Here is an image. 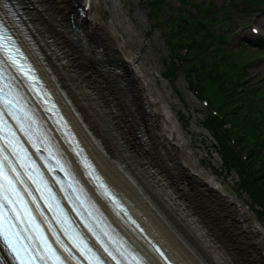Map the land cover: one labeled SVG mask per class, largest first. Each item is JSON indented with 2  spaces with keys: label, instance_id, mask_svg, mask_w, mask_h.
Here are the masks:
<instances>
[{
  "label": "bare ground",
  "instance_id": "bare-ground-1",
  "mask_svg": "<svg viewBox=\"0 0 264 264\" xmlns=\"http://www.w3.org/2000/svg\"><path fill=\"white\" fill-rule=\"evenodd\" d=\"M75 3L84 9L88 45L102 49L99 60L85 56L57 30L71 29L68 0H41L47 19L35 7L26 10L37 40L28 52L106 180L177 264H264V226L195 160L172 106L131 46L104 21L99 0ZM259 24L264 27V16ZM103 58L119 65V72L95 70L92 63ZM113 78L121 80L133 116L127 115ZM134 117L148 138L147 152L138 148ZM127 234L159 264L135 230Z\"/></svg>",
  "mask_w": 264,
  "mask_h": 264
},
{
  "label": "rangeland",
  "instance_id": "rangeland-1",
  "mask_svg": "<svg viewBox=\"0 0 264 264\" xmlns=\"http://www.w3.org/2000/svg\"><path fill=\"white\" fill-rule=\"evenodd\" d=\"M232 1L187 0L185 2L183 0H165L161 7L157 9L158 11L152 9L149 0H99V4L104 21L108 22L111 29L116 30L119 39L128 48L131 46L133 56L142 63L152 82L156 83L157 92L172 106L175 115L185 130L187 145L192 151L195 160L199 161L200 165L208 170L211 176L216 177L223 184L227 185L228 190L241 199L264 226V215L258 212L263 209V206L255 203L251 196L241 188L238 171L235 169L226 171V166L219 152L222 149L220 143L205 124L210 108L203 104V100L200 98L202 96L201 92L199 94L196 92L198 89L194 86L198 84V81L193 74L190 72L189 74L182 69L181 63L178 61L179 59H175L167 39L170 31L174 33L179 31L178 25L183 21L184 29L188 33H178L179 39L182 38L184 41L189 39L192 41L194 37L193 33L200 23H202L203 16L201 14L205 13L204 23L209 22V26L205 27H209L207 29L209 32L204 37L206 40L209 39L206 51L210 52L209 56L212 57L213 62L218 61V56L215 55L214 50L219 42H221L225 49L233 50L234 52L245 46L248 50L246 51L247 57L243 54L240 61L234 62L238 66L243 67L251 63L246 69L251 78L249 79V84L264 86V45L257 42L253 43L246 39L251 26L249 24L258 23L264 16V3L259 5L254 2L251 6H248V2L245 0L244 5L239 9L236 0ZM75 2L77 0H68L69 5L72 6V13L70 15V23L72 25L70 31L65 33L62 29L57 30L85 55L84 51L71 38L79 6V4L75 5ZM25 7L28 10L29 6L27 7V3H25ZM37 9V12H39V8ZM211 13L213 14L211 15ZM40 14L46 18L45 11H41ZM188 18L192 20H188ZM29 29L31 31L30 27ZM93 35L94 38L95 34ZM95 46L94 43H91L89 44V49L92 50L96 48ZM107 60L112 62L110 58ZM236 60L238 59L236 58ZM92 65H94L93 68L95 70L100 69L95 61ZM202 79L205 82L207 80L203 76ZM119 82L121 83V80ZM114 83L116 88L121 92L120 99L124 103L123 107L127 109V115L133 116L130 104L125 100L124 88H120L116 79H114ZM206 94L207 98L212 99L215 92L208 90ZM245 96L243 95V98L247 100ZM221 99L223 100L224 98L221 97ZM249 100L251 101L250 98ZM261 102L264 105V102L259 98L252 105ZM261 107L264 109V106ZM244 110H246V107H244ZM135 119L134 117L133 125L138 148L147 152L146 143L143 144L141 142L139 124ZM230 145L237 148V144L231 143ZM250 263L248 261L247 264Z\"/></svg>",
  "mask_w": 264,
  "mask_h": 264
},
{
  "label": "trees",
  "instance_id": "trees-1",
  "mask_svg": "<svg viewBox=\"0 0 264 264\" xmlns=\"http://www.w3.org/2000/svg\"><path fill=\"white\" fill-rule=\"evenodd\" d=\"M164 1L149 0V3L155 11L161 7ZM183 1L187 2V0ZM204 15L205 13L201 14L203 16L202 23L195 30L196 33H193L192 41L188 39L187 42L182 38L179 39L178 33H188L184 29L183 21L178 25L179 31L177 33L170 31L167 39L171 51L175 59H179L182 69L187 73L190 72L197 79L198 84L194 87L199 89L205 97H207L208 90L215 92L216 95L214 94L212 99L209 97L208 99L211 105L225 116V121L218 122L216 119L206 116L205 124L220 143L222 149L220 148L219 152L226 171L235 169L239 172L241 188L251 196L255 203L263 206V209L258 212L264 215V109L259 104L252 105L259 98L264 102V88L259 84H249L251 78L246 69L251 63L243 67L234 62L240 61L243 54L247 57L246 53L235 54L233 51L226 50L219 42L214 50L218 61L213 62L212 57L209 56L210 52L206 51L209 39L206 40L204 37L209 32L207 30L209 27H205L209 26V22L204 23ZM188 20L192 19L188 18ZM202 76L214 80L213 87L206 88ZM243 95H246L251 101L246 103ZM221 97L224 99L222 100ZM219 103L220 105H218ZM227 134L236 138L237 148L230 145ZM242 155H247L245 160Z\"/></svg>",
  "mask_w": 264,
  "mask_h": 264
},
{
  "label": "snow or ice",
  "instance_id": "snow-or-ice-1",
  "mask_svg": "<svg viewBox=\"0 0 264 264\" xmlns=\"http://www.w3.org/2000/svg\"><path fill=\"white\" fill-rule=\"evenodd\" d=\"M2 7L9 9V14L15 16L9 4L3 3ZM0 54H2L0 55V80L5 79V73H7L8 68L15 69L17 73L26 78L20 86H26L29 90L35 92V77L30 75V69L27 71L25 70V64L20 63V61L24 59V54L20 47L17 46L16 41L8 34V30L4 28L3 24H0ZM11 79L16 80L17 78L12 76ZM5 88L8 90L6 91ZM23 99L24 97L20 95L18 90L7 85L0 87V118L7 114L13 120H16L18 124H21L20 130L27 135V129L24 128L22 121L25 119L29 122L32 121L28 113L24 111V104L21 103ZM49 111H51V109H49ZM2 122L3 120L0 119V123ZM10 135L12 139H7L5 145L0 146V152H3L5 147L12 148V155L19 159L20 152H26V150L19 145V141H16L15 144L13 143L15 140L14 133H10ZM17 147L20 148V151L16 150ZM5 163L9 166L8 170L16 174L17 179L15 181L4 172ZM57 164L59 165V161H57ZM85 166L90 167V165L87 164ZM61 170H63L62 166ZM88 175L99 180L92 171H89ZM0 176H3L5 182L0 184V240L10 249L12 257L17 261V264H49V261H53L54 264H66V260L78 259L72 252V249L64 245L57 237L56 243L68 254L65 259H61L56 249H54L47 238L44 237L39 224L36 223L35 216L32 214V209L28 207V203L24 200V196L21 195V192L15 186L17 183L26 185V181L20 178V173L17 172L16 167L13 166L12 161L7 155L4 156L3 160H0ZM28 176L29 179H32L31 173H28ZM33 183H35V180H33ZM98 188L101 190L102 196L113 201L116 207L120 206L119 201L115 200L111 192H109L102 182L98 184ZM24 194L32 197V203L35 204L36 210L43 215V211L36 202V197L32 196V193L28 191L26 187L24 189ZM5 212L9 214L5 216ZM97 240H100L99 236H97ZM100 243L103 247V251L113 260H116V256L104 245L103 241H100ZM77 247L80 255L84 256L85 259H89V257L85 255V252L91 253V249H87L86 245L84 248ZM117 251H119V249H117ZM155 251L159 252V249H155ZM120 255L123 256L124 253L120 252ZM163 255L164 254L160 252V256L163 257ZM132 259L135 260L136 257ZM89 264H104V261L95 253H91ZM117 264H119V261H117ZM137 264H142V261L137 260Z\"/></svg>",
  "mask_w": 264,
  "mask_h": 264
}]
</instances>
